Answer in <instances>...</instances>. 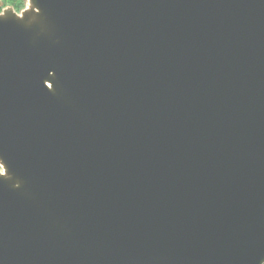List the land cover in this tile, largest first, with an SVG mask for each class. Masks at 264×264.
<instances>
[{"label": "water", "instance_id": "water-1", "mask_svg": "<svg viewBox=\"0 0 264 264\" xmlns=\"http://www.w3.org/2000/svg\"><path fill=\"white\" fill-rule=\"evenodd\" d=\"M0 0V264H264V0Z\"/></svg>", "mask_w": 264, "mask_h": 264}, {"label": "trees", "instance_id": "trees-1", "mask_svg": "<svg viewBox=\"0 0 264 264\" xmlns=\"http://www.w3.org/2000/svg\"><path fill=\"white\" fill-rule=\"evenodd\" d=\"M3 7L9 6L14 9V11L19 12L24 8V0H2Z\"/></svg>", "mask_w": 264, "mask_h": 264}, {"label": "rangeland", "instance_id": "rangeland-1", "mask_svg": "<svg viewBox=\"0 0 264 264\" xmlns=\"http://www.w3.org/2000/svg\"><path fill=\"white\" fill-rule=\"evenodd\" d=\"M8 7V6H7Z\"/></svg>", "mask_w": 264, "mask_h": 264}]
</instances>
